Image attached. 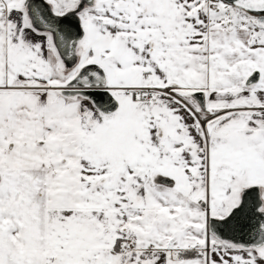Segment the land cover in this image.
<instances>
[{
  "label": "snow or ice",
  "instance_id": "snow-or-ice-1",
  "mask_svg": "<svg viewBox=\"0 0 264 264\" xmlns=\"http://www.w3.org/2000/svg\"><path fill=\"white\" fill-rule=\"evenodd\" d=\"M0 264H264V0H0Z\"/></svg>",
  "mask_w": 264,
  "mask_h": 264
}]
</instances>
